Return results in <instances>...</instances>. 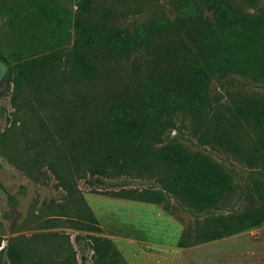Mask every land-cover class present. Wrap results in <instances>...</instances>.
<instances>
[{"label": "trees", "instance_id": "16d2710c", "mask_svg": "<svg viewBox=\"0 0 264 264\" xmlns=\"http://www.w3.org/2000/svg\"><path fill=\"white\" fill-rule=\"evenodd\" d=\"M78 1L71 45V17L59 13L51 0H26L45 42L41 49L33 43L31 51L21 52L15 68L17 94L29 91L40 100L55 94L63 115V161L69 170L154 180L157 187L115 194L159 204L177 214L172 200L193 217H202L196 227L186 226L177 244L180 248L264 225L263 98L237 96L230 105L241 129L261 133L260 137L253 140L243 131L209 128L198 137L201 145L219 148L259 174L238 212L229 211L237 191L229 170L193 151L179 137L166 141L174 129L181 133L177 119L198 134L213 107L216 81L242 78L264 85V6L249 13L234 0H172L174 19L162 18L129 30L113 21L114 8L100 5L116 0ZM5 7L14 12L9 4ZM17 20L16 14L12 16L10 27L22 37L26 33L17 29ZM126 65L124 75L117 74ZM112 79L116 92L107 90ZM61 87H69L67 95ZM36 132L49 134L48 129ZM28 145L38 164L46 147L32 140ZM50 167L57 174L55 166ZM62 184L73 192L69 181L62 179ZM85 209L82 222L92 233L93 264H128L103 236L92 211ZM8 257L11 264H27V256L16 245L10 246Z\"/></svg>", "mask_w": 264, "mask_h": 264}, {"label": "rangeland", "instance_id": "374dc122", "mask_svg": "<svg viewBox=\"0 0 264 264\" xmlns=\"http://www.w3.org/2000/svg\"><path fill=\"white\" fill-rule=\"evenodd\" d=\"M51 1L59 13L65 12L71 17L73 45L79 1ZM234 1L249 13L264 6V0ZM25 3L26 0H0V264H11L8 257L11 245L25 253L27 264H93V244L89 239L92 233L82 222L85 207L92 211L103 236L114 244L128 264H264V225L229 238L180 248L177 244L186 226L196 227L202 223V217H193L172 200L170 203L177 207V214L167 212L159 204L115 194L122 189L157 187L154 180L127 176L105 178L69 170L63 161V115L55 103L58 101L55 94L40 100L29 91L16 93L18 55L31 51L33 43L41 49L45 42ZM6 4L15 13L6 9ZM107 4L114 8L113 21L129 30L162 18H175L172 0L100 3ZM15 14L17 29L26 33L22 37L10 27L9 20ZM34 34H37L35 39ZM128 69L129 65L122 66L117 74L124 75ZM111 83L107 84V90L116 92V80L112 79ZM68 88L61 87V93L67 95ZM242 95L264 99V85L242 78L233 82L216 81L212 86L213 107L198 134L177 119L176 127L181 128V133L174 129L166 139L179 137L193 151L212 157L233 174L237 191L230 212L244 207L246 192L252 190L254 178L259 174L223 150L201 145L198 137L208 128L215 132L243 131L230 112L232 99ZM37 129H48L49 134L37 133ZM247 131L241 132L242 135L253 140L262 135L248 128ZM30 140L46 147L42 153L44 159L41 157L38 164H34L36 156L28 150ZM62 179L73 185V192L64 188ZM82 201L81 217L77 219L75 214Z\"/></svg>", "mask_w": 264, "mask_h": 264}]
</instances>
